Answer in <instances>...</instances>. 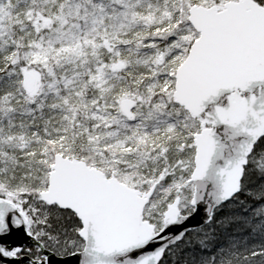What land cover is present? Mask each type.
<instances>
[{"label": "snow or ice", "instance_id": "6c2138e0", "mask_svg": "<svg viewBox=\"0 0 264 264\" xmlns=\"http://www.w3.org/2000/svg\"><path fill=\"white\" fill-rule=\"evenodd\" d=\"M0 264H264V0H0Z\"/></svg>", "mask_w": 264, "mask_h": 264}]
</instances>
